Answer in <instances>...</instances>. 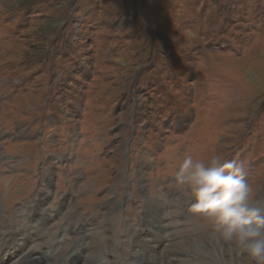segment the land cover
<instances>
[{
	"label": "rangeland",
	"instance_id": "374dc122",
	"mask_svg": "<svg viewBox=\"0 0 264 264\" xmlns=\"http://www.w3.org/2000/svg\"><path fill=\"white\" fill-rule=\"evenodd\" d=\"M189 154L264 201V0H0V264H211Z\"/></svg>",
	"mask_w": 264,
	"mask_h": 264
},
{
	"label": "clouds",
	"instance_id": "9594fccd",
	"mask_svg": "<svg viewBox=\"0 0 264 264\" xmlns=\"http://www.w3.org/2000/svg\"><path fill=\"white\" fill-rule=\"evenodd\" d=\"M242 162L186 155L174 182L188 201L190 218L226 246L225 264H264V201L254 191Z\"/></svg>",
	"mask_w": 264,
	"mask_h": 264
},
{
	"label": "bare ground",
	"instance_id": "6f19581e",
	"mask_svg": "<svg viewBox=\"0 0 264 264\" xmlns=\"http://www.w3.org/2000/svg\"><path fill=\"white\" fill-rule=\"evenodd\" d=\"M157 189V188H156ZM148 199V198H147ZM157 202L158 200L155 198H151L149 200V211L153 206V203ZM157 204V203H156ZM157 206V210L158 209V205ZM38 207L36 206L35 208H32V210L34 211V213L38 216V219H47V215H46V211H40L39 209H37ZM147 211V210H146ZM152 213V212H151ZM159 213L157 211L154 212V218L158 221H154L155 219L153 218V221H150V224L153 225V223H158L160 222L159 220V216H156L155 214ZM149 217H151L149 215ZM145 218V217H144ZM33 221V220H32ZM39 221V220H38ZM162 223H158L157 225H153V227L155 229H157L158 231L161 229L163 230V226H161ZM41 225V224H40ZM144 225H140V230L139 233H137V236L140 237V239L145 243H147L146 240V235H145V239L144 236H142V233L144 232L143 229ZM198 231V230H197ZM143 238V239H142ZM208 242L205 244L204 241L202 242L201 240L198 239H192V245H193V249L195 250L194 254L195 256L199 257H204V259H207V261L211 264H225V261H227L226 257H225V251H226V246L218 243L217 241L213 240L209 235H208ZM204 240V239H203ZM109 241V240H108ZM177 241V240H176ZM111 242V241H110ZM42 243V242H41ZM29 244V243H28ZM141 245V244H140ZM138 245V246H140ZM170 245V244H169ZM142 246V245H141ZM148 247V246H147ZM166 247V246H165ZM169 248V247H168ZM182 248V247H181ZM100 249V248H99ZM149 249V248H148ZM165 249V248H164ZM173 250V249H172ZM192 250V248H191ZM92 251V250H91ZM90 252V251H89ZM94 252V251H93ZM164 252V251H163ZM191 252V251H190ZM92 253V252H91ZM145 253V252H144ZM144 253L139 250V254L137 257V261L139 262L138 264L143 263L144 260H146L147 256L144 255ZM13 258L16 257L15 260L11 259L9 264H26V259H27V254L28 252H25L24 254H20V253H13ZM181 255V254H180ZM94 257V256H93ZM89 258V257H88ZM231 258V257H230ZM228 258V260L230 259ZM4 259V258H3ZM94 259V258H93ZM160 259V258H159ZM189 261V260H188ZM92 263V262H91ZM154 264H157V262H153ZM69 264V263H68ZM70 264H77L76 260H73Z\"/></svg>",
	"mask_w": 264,
	"mask_h": 264
}]
</instances>
